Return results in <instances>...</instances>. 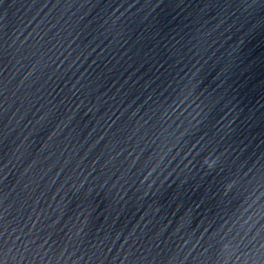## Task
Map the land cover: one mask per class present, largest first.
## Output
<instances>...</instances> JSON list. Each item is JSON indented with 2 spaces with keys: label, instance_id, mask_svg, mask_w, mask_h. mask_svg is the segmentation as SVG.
<instances>
[{
  "label": "water",
  "instance_id": "1",
  "mask_svg": "<svg viewBox=\"0 0 264 264\" xmlns=\"http://www.w3.org/2000/svg\"><path fill=\"white\" fill-rule=\"evenodd\" d=\"M0 264H264V0H3Z\"/></svg>",
  "mask_w": 264,
  "mask_h": 264
},
{
  "label": "snow or ice",
  "instance_id": "2",
  "mask_svg": "<svg viewBox=\"0 0 264 264\" xmlns=\"http://www.w3.org/2000/svg\"><path fill=\"white\" fill-rule=\"evenodd\" d=\"M3 2V0H0V3H2Z\"/></svg>",
  "mask_w": 264,
  "mask_h": 264
}]
</instances>
